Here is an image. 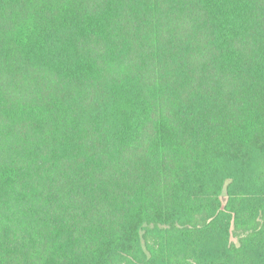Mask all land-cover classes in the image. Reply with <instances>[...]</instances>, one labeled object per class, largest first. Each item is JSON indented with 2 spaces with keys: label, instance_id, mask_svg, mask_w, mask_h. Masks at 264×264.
Instances as JSON below:
<instances>
[{
  "label": "trees",
  "instance_id": "trees-1",
  "mask_svg": "<svg viewBox=\"0 0 264 264\" xmlns=\"http://www.w3.org/2000/svg\"><path fill=\"white\" fill-rule=\"evenodd\" d=\"M0 264H264V0H0Z\"/></svg>",
  "mask_w": 264,
  "mask_h": 264
},
{
  "label": "rangeland",
  "instance_id": "rangeland-1",
  "mask_svg": "<svg viewBox=\"0 0 264 264\" xmlns=\"http://www.w3.org/2000/svg\"><path fill=\"white\" fill-rule=\"evenodd\" d=\"M222 199H223V202H226V200H227V196L224 194V195L222 196Z\"/></svg>",
  "mask_w": 264,
  "mask_h": 264
}]
</instances>
